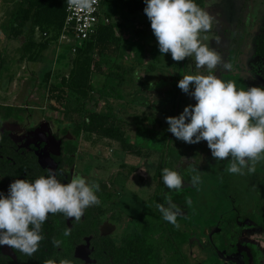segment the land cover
Returning <instances> with one entry per match:
<instances>
[{"label": "rangeland", "instance_id": "1", "mask_svg": "<svg viewBox=\"0 0 264 264\" xmlns=\"http://www.w3.org/2000/svg\"><path fill=\"white\" fill-rule=\"evenodd\" d=\"M216 7L207 2L205 11L213 18L212 28L201 32V43L217 51L222 63L230 64L229 70L222 65L211 70L213 74L225 81H234L237 88L252 86L264 87V59L254 53L248 57L240 56L237 43L238 33L235 27L237 18L254 16L257 12V34L264 31V0L250 7L251 0H214ZM242 1L247 8L242 10ZM17 0H0V23L2 15L14 9ZM212 6V7H211ZM108 10V9H107ZM106 8L103 13L108 16ZM111 10V9H110ZM257 10V11H256ZM113 14H111V17ZM118 19L115 14L114 20ZM136 23L123 32L124 40L116 51L117 61L121 67L122 77H106L92 73L90 78L91 91L97 104L83 98H73L68 112L63 107L51 109L47 98L48 82L58 83L66 76L71 68L74 54L71 53L73 39H58L49 43L36 61L22 56L21 45L29 36L41 39L40 33L28 22L17 39H5L0 33V106L11 107L13 112L22 118L30 120L44 119L58 132L69 146L74 147L70 172L76 173L87 180L96 183L99 190L96 195L99 203L88 207L90 212L105 219L113 230L109 237L115 246L125 245L133 233L137 231L136 221L143 201L148 199L154 190L152 180L155 172L159 146L163 143L162 135L167 133L166 117L171 116L173 107L172 96L169 93L171 77L175 72V64L171 54H161L158 42L151 30L149 19L142 15L135 18ZM115 23V22H112ZM237 26V25H236ZM240 28V27H238ZM228 43L233 44L231 49ZM151 67L154 69L151 70ZM181 79L184 75L208 74L207 68H197L195 57H188L181 65ZM49 71V81L44 80V74ZM194 90L190 86V91ZM106 102L113 106L117 125L121 132V140H111L88 134L81 130L82 104L95 110H104ZM176 107L181 114L188 105H195V99L179 88ZM9 118V117H8ZM78 131V133H76ZM121 142V143H120ZM184 142V148L174 144L176 153L167 157L165 168L177 171L183 178L182 188L168 189L163 183L161 204L168 207L165 196L171 201L175 193L187 188H193L192 177L198 175L199 180L205 181L210 173L201 170L206 159L197 156L198 144ZM177 147V148H176ZM211 164L215 160L211 153L207 156ZM260 166L255 165V171L260 172L261 188H264V161ZM225 166V165H224ZM225 170L226 167L221 170ZM264 194V193H263ZM173 204L177 205L172 201ZM181 212L177 217H185L186 210L177 205ZM182 249L198 257L197 264H229L215 259L203 246L193 247L182 240ZM234 245L246 246L249 264H264V229L256 225H237L230 231L228 247ZM64 246V245H63ZM193 247V248H192ZM65 249L72 256L73 247Z\"/></svg>", "mask_w": 264, "mask_h": 264}, {"label": "clouds", "instance_id": "2", "mask_svg": "<svg viewBox=\"0 0 264 264\" xmlns=\"http://www.w3.org/2000/svg\"><path fill=\"white\" fill-rule=\"evenodd\" d=\"M80 7H91L97 0H70ZM144 13L150 21L151 30L158 42L161 54H171L173 61L195 57L197 68H207L208 74L184 75L178 87L196 101L188 105L176 117H166L168 131L178 140L189 144L207 142L211 155L216 160L231 158L227 171L244 174L255 171V165L264 161V87L237 88L234 81H225L211 70L222 65L224 70L231 65L222 63L220 54L201 43V32L212 28L213 18L194 0H145ZM190 86L194 90L190 91ZM47 176L34 181L16 179L8 194L0 193V245H6L31 257L45 238L42 225L49 214L62 213L79 221L86 208L98 204L96 192L99 185L88 183L80 175H74L67 183L57 179L49 169ZM163 183L168 189L182 188L183 178L175 170H162ZM199 176L192 177L195 186ZM158 205L163 218L179 227L177 215L181 209L172 203L170 196ZM65 236L70 235L66 229ZM54 247L60 241L53 238ZM45 264H56L49 259ZM59 264H71L61 259Z\"/></svg>", "mask_w": 264, "mask_h": 264}, {"label": "trees", "instance_id": "3", "mask_svg": "<svg viewBox=\"0 0 264 264\" xmlns=\"http://www.w3.org/2000/svg\"><path fill=\"white\" fill-rule=\"evenodd\" d=\"M14 1V0H10ZM205 0H194V2L204 9ZM67 0H17L15 7L10 12L2 15L0 23V33L5 39H17L22 34V29L26 23L32 26V32L37 30L41 39L36 40L32 36L24 39L21 45L22 56L28 60L36 61L41 58V54L45 51L49 43L57 41L60 37L63 21L65 17V8ZM102 10L115 9L125 11L128 14H141L146 16L144 8L145 0H101ZM108 16L111 17V11L107 10ZM147 17V16H146ZM120 23H102L98 26L95 35L86 40L81 46L77 47L71 62V68L66 76H62L58 83L48 82L47 98L51 109L58 110L63 107L64 113L68 112L73 98H83L89 102L93 101L97 104L98 99L95 98L91 91L90 78L92 73L104 75L106 77L121 78V67L117 61V54L122 43V31ZM34 28V29H33ZM45 34V35H44ZM255 54L264 59V31L261 34L258 43L255 46ZM0 62L1 51H0ZM183 61L175 64L176 72L171 76L170 81L172 87L168 90L172 96L173 107L171 117L179 116L176 103H178L179 87L178 81L181 79L180 70ZM151 70L154 69L151 67ZM50 72L44 74V80L49 81ZM18 117L11 107L0 106V121L8 117ZM81 130L88 134H94L98 137L108 138L111 140H121V132L117 125V119L113 106L110 102H106L104 110L95 111L82 104L81 120L79 123ZM169 128V125H167ZM78 133V131L76 132ZM163 143L159 146V156L156 171L153 175L155 183V191L161 190L163 186L162 170L165 168L167 157L176 153L174 144L178 148H184V141L178 140L170 131L162 135ZM121 143V142H120ZM198 144L197 156L199 159H206L202 163L201 170L205 169L210 173L205 181L199 182L193 188L184 189L174 196V200L180 206L186 207V217L184 224L180 227L187 228L192 231L193 237H189V243L195 244L198 236L213 249L216 243L222 242V238L229 237L231 228L234 226V217H251L253 224L264 229V188H261L260 172H248L247 167L243 169L244 174H232L227 171L230 166L231 158L220 161L213 160L209 163L211 151L207 146V142L201 140ZM191 146H193L191 144ZM67 148V147H66ZM177 148V147H176ZM74 147L69 146L67 153H71ZM69 155V154H68ZM225 165V166H224ZM261 163H257L256 166ZM226 167V169L221 170ZM157 197V194L154 195ZM148 203L144 204V213L148 209ZM226 216L222 225L220 234H216L213 229V222L210 220L215 217ZM100 221V220H99ZM98 221V222H99ZM142 223V222H141ZM156 223L146 222L141 224V232L143 227L148 231L156 229ZM181 230V229H180ZM141 232H138L136 241L133 243V252L135 258H140V241L142 239ZM179 231L178 243L182 238ZM162 244L168 246L171 251L167 264H190L188 256L184 254L180 247L172 246L170 238L160 237ZM100 252L98 264H125L123 260V249L114 248L106 238H100ZM158 244V241H157ZM153 241L154 251L152 257L157 255V245ZM54 247L52 242L43 239L40 242L39 249L35 253V257L31 260L27 257L20 258L17 264H45V261L52 259L59 264L61 259H68L71 264H81L74 258L68 257L65 253V246ZM145 253V252H143ZM66 254V256H65ZM64 255V256H63ZM143 256V254H142ZM154 263V259H151ZM0 264H16L13 261H0Z\"/></svg>", "mask_w": 264, "mask_h": 264}, {"label": "flooded vegetation", "instance_id": "4", "mask_svg": "<svg viewBox=\"0 0 264 264\" xmlns=\"http://www.w3.org/2000/svg\"><path fill=\"white\" fill-rule=\"evenodd\" d=\"M66 146L67 143L65 142V139L53 129L49 122L44 119L32 121L30 118H22L18 115L17 118L11 116L7 119L1 120L0 193L6 196L8 194L9 185L16 179L34 181L40 176H47V170L49 169H51L57 179L61 180L63 183L69 182L71 178L77 174L71 173L69 170L72 163L71 160L67 158L68 153L66 151ZM69 156H72V154H69ZM155 194H157L156 198L154 197ZM175 194L172 197V201L178 205V203L174 200ZM162 195V189L159 191L153 190L152 195L143 201L136 221V234L134 232L132 237L127 240L126 244L123 246H115L112 239L109 237L110 232L113 230L112 225L105 222V219H100L98 215H94V213L90 212L87 208L79 221L74 218L66 217L62 213L54 215L49 214L47 221L42 225V234L45 237L44 239L49 243L52 242L53 238L59 240L61 243L58 250H60V247L63 245H70L73 247L71 258H74L81 264H85V262L74 257L75 248L82 245V250L86 251L88 258L91 261L87 264H98L100 252L99 240L102 237L106 238L114 248L123 249V260L125 264H167L171 251L168 246L162 244L160 237L162 236L165 239L169 237L172 246L174 245L175 248H177L180 243H178L179 231L182 236L184 235L182 240L186 239L188 244H190L189 237H193L192 235L194 233L192 231H187V228L180 226L176 227L163 218V214L158 207V205H161ZM145 203H148V209L147 211L145 210L146 214L143 210ZM184 208L186 210V207ZM185 217L181 219L177 217V224L180 225L181 221V224L183 225ZM225 219L226 216L211 218L210 220L213 222L212 231L216 234H220ZM148 221L156 223V229L148 231L145 227H143L141 232V224ZM244 224L255 225L253 224V219L251 217L239 218L238 215H235L234 226L231 230L237 225ZM66 229L70 230V235L68 236L64 235ZM138 232H141L142 234V239L140 241L141 255L139 259L133 257L134 252L132 248L133 243L136 241ZM85 238H88V242L85 241ZM228 238L229 237H223L221 239L222 242L216 243V245L213 246V249L206 244L201 236L197 237L195 244L190 245L193 247L201 245L203 246L204 252L207 251L215 259L229 264L237 263L233 260H228L225 257L231 253H239L242 255L243 264H249L246 255V246L234 245L230 248L228 247ZM182 240L180 247L183 243ZM153 241H155L156 244L158 241L156 258L155 256L152 257V251H154ZM11 250L15 259L11 255L3 253L0 245V261H13L17 264L19 257L23 258L25 256L31 260L35 257V254L29 257L17 249L11 248ZM182 251L184 252L183 249ZM65 253L68 257H70L67 251ZM192 253H194L193 249H190L188 253L184 252V254L188 256L187 259L190 264H197L199 258L194 256ZM151 259H154L155 262L152 263ZM214 264H217V261Z\"/></svg>", "mask_w": 264, "mask_h": 264}, {"label": "built area", "instance_id": "5", "mask_svg": "<svg viewBox=\"0 0 264 264\" xmlns=\"http://www.w3.org/2000/svg\"><path fill=\"white\" fill-rule=\"evenodd\" d=\"M100 1L97 0L91 7H80L67 0L59 39H67V37L73 39L72 54L77 47L96 34L100 24L109 23L108 17L103 13Z\"/></svg>", "mask_w": 264, "mask_h": 264}, {"label": "crops", "instance_id": "6", "mask_svg": "<svg viewBox=\"0 0 264 264\" xmlns=\"http://www.w3.org/2000/svg\"><path fill=\"white\" fill-rule=\"evenodd\" d=\"M16 1V0H15ZM210 2L211 5H213L214 7H216V2L214 0H205L204 1V8L206 7V3ZM257 2H260L259 0H251L249 2L250 7L253 9L254 5H256V8L258 9V4ZM212 7V6H211ZM242 10L247 8V3L244 1H242ZM111 9V8H110ZM108 9V11H111V13L113 14V17L107 16L109 19V22H115V23H120L121 24V31H122V36H123V32L124 30H126L127 28H129L130 26H133V24L136 23L135 18H140L142 15L141 14H128L125 11H121V10H115V9ZM257 11V10H256ZM115 14H117L118 19L114 20L115 18ZM257 12L254 16H251L248 18V16L245 17H240L237 18V23H235V27H236V31L238 35L237 37L239 38L238 43H237V47H238V51L241 57L246 58L248 57L251 53L255 54V46L259 41V38L261 36L260 35H256L257 34V29H256V24H257ZM240 27V28H238ZM124 40V36L123 39ZM122 45V43H121ZM233 44L228 43L227 47L229 49H231ZM256 55V54H255ZM260 58V57H259Z\"/></svg>", "mask_w": 264, "mask_h": 264}, {"label": "water", "instance_id": "7", "mask_svg": "<svg viewBox=\"0 0 264 264\" xmlns=\"http://www.w3.org/2000/svg\"><path fill=\"white\" fill-rule=\"evenodd\" d=\"M85 241L88 242V238H85ZM1 248L3 253L11 255L15 259V256L9 246L1 245ZM82 249H83L82 245L77 246L74 250V257L83 260L85 264H87L91 261L89 260L86 251H83ZM225 258L228 260H233L237 264H243L242 255L239 253H231L230 255H227Z\"/></svg>", "mask_w": 264, "mask_h": 264}]
</instances>
